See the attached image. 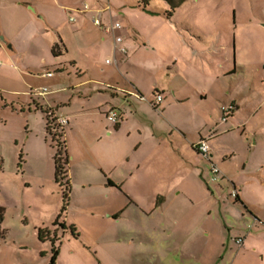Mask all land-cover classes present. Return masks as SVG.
Wrapping results in <instances>:
<instances>
[{
  "label": "rangeland",
  "instance_id": "rangeland-1",
  "mask_svg": "<svg viewBox=\"0 0 264 264\" xmlns=\"http://www.w3.org/2000/svg\"><path fill=\"white\" fill-rule=\"evenodd\" d=\"M100 1L104 6H111L110 13L114 15L111 21L120 22L122 26L124 21L117 14L118 10L124 9L130 14L136 12L132 17L139 12L134 5L136 0ZM1 2L2 14L14 13L16 22L27 20L25 13L15 5L16 0ZM165 3L170 9L164 0H151L150 13H162ZM37 5L39 9L58 17V9L52 0H39ZM110 13L106 11L103 18ZM69 16L74 14L69 13ZM262 16L264 0H189L177 10L176 21L189 22L207 41H219L221 45H226L219 50L214 48L210 60L216 66L219 63L227 65L228 62L233 65L236 59L245 67L231 85L233 88L238 84L245 95L241 105L244 107L242 115L246 127L239 128L235 120L230 121L227 126L218 127L220 136L209 142H215L212 144L214 157L211 161L222 174L216 181H211L210 166L205 158L199 156V164L193 161L196 157L191 154L186 139L182 146L183 163L188 168L183 164L180 170V161L172 159L168 146L161 143L164 155L155 162L157 167L153 164L156 174H125V169L120 166L111 174H95L98 160L106 157L103 151L105 145H97L94 141L101 132L104 118L94 108L82 113V109H86L85 101L77 95L92 84L76 91L73 88L76 76L72 71L68 68L60 73L56 66H52L56 61L50 54L49 44L57 35L43 28L42 20L35 21L30 45L26 41L30 40V35L16 36L13 29L11 37L17 38V47L9 50V55L0 54V69L5 65L30 69L28 74H17L7 67L4 74L0 73V207L4 208L1 227L5 231L0 241V264H48L51 240L40 241L37 236L40 229L49 231L51 239L53 234L55 236L58 249L55 264H215L228 245L226 256H230L229 264L238 248L234 244L237 230L251 233L253 226L258 225L253 224V216L240 204H234L229 177L244 183L241 188L244 199L257 209L264 222ZM69 26L68 22L64 24L61 33L72 51L58 60L61 63L72 55L82 60L78 55L81 38L94 27L91 24L75 36L70 33ZM87 36L91 41L90 35ZM191 38L201 50L208 51V44ZM235 39L240 42L237 41V48L232 46ZM80 66L85 77H89L92 69L86 61H80ZM46 71L54 77L42 78L41 73ZM29 74L33 77L32 91L40 87L52 90L55 83L64 88L51 95L35 96L41 109L47 110L55 102L72 99L70 107L62 106L57 110L59 117L72 115L74 125L72 130L63 127L69 159L70 188L67 192L55 182V150L45 132V115L42 110L36 109L30 95L25 93L29 91L25 85ZM221 81L224 85L230 82L227 79ZM97 99L93 97L91 103L96 104ZM218 101L219 97L209 95L196 107L193 104V117L182 124L186 138L192 133L207 134L212 124H206L204 128L203 123L209 120V116L220 125L231 119L229 115L225 122L221 121V107L230 103ZM56 129L57 132L61 130ZM56 140L55 137L53 145ZM58 140L61 142L63 138ZM116 142L120 149L125 146L120 139ZM192 164H197L203 174L191 172ZM224 174H227L226 177ZM108 180L113 187L107 185ZM209 189L214 195H210ZM177 191L181 193L176 195ZM55 223H63L65 229ZM258 226L264 231V225ZM69 227L75 228L77 237L72 235ZM252 256L245 257L244 263L264 264L254 254ZM241 257L240 253L237 258Z\"/></svg>",
  "mask_w": 264,
  "mask_h": 264
},
{
  "label": "crops",
  "instance_id": "crops-1",
  "mask_svg": "<svg viewBox=\"0 0 264 264\" xmlns=\"http://www.w3.org/2000/svg\"><path fill=\"white\" fill-rule=\"evenodd\" d=\"M1 1L0 10L3 7ZM38 1L16 0L15 5L25 13L27 18L24 22H16L14 13L9 15L0 12V35H3L0 37V54L9 55L7 52L13 51L17 47V38L11 37L13 29H15L16 36H22L24 33L30 35V40H26L30 45L33 41L32 36L34 35L36 20H42L43 28L56 33L57 38L54 37L49 44L50 54L54 44H59L60 49L63 48V50L59 57H53L51 54L54 58L53 61H56L52 66H56L55 69H58L60 73L67 71L68 68L72 71L73 75L76 76L73 85L76 91H80V87L84 85L92 84L87 90L77 92L78 98L85 101L86 109H82L84 110L82 113H87L91 108H94L99 113L98 115L104 118L100 125L101 132L94 141L97 145H105L103 151L106 157L98 160L100 162L96 165L97 172L95 174H111L119 166L125 169V174H156L153 164L155 165V162H158V159L164 155V150L160 148L161 143L168 146V152L172 159L180 161L179 168L181 170L185 164L183 163L185 159L182 148L185 139L190 146L191 154L196 157L193 161L199 164V156L201 155L194 150L193 146L201 138L207 137L208 142L218 138L220 136V133H217L218 127L227 126L230 121L234 120L239 128L244 129L246 127V121L243 119L244 114L242 115L244 107L241 105L245 95L237 86L238 84H235L233 88L231 85L245 67L236 59L233 65L228 62L227 65L219 63L216 66L215 62L210 60L214 48L219 50L226 45H221L219 41H207L202 37L201 32L197 31L189 22L176 21L177 10L181 5L172 12L169 18L166 17V13L170 11L166 3V8L162 13H150L149 4L151 0L145 1V5L142 0H136L134 5L139 12L135 17L132 15H135L136 12L130 14L124 9L118 10L117 14L122 16L124 21L123 26L118 22L121 29L116 32L122 37V46L126 48V52L122 54L118 51L119 45L114 42L113 36L105 34L100 27H95L92 24L93 18H101L102 24L113 21L114 15L110 13L111 6H104L100 0H52L55 8L58 9V17L56 18L55 15L39 9ZM186 2L189 0H185L183 4ZM84 4L88 6L85 11L83 10ZM82 10L83 12H81ZM106 11H109L110 14L108 17L104 15L103 18ZM69 13H73L74 16L68 17ZM59 17L61 18L60 21H58ZM71 18L73 21H70ZM260 20L264 22V16ZM67 22L70 23V33L75 36L91 24L94 27L90 30L91 33L87 34L90 35L91 41L87 35L81 38L78 55L82 60H78L76 55H72L66 62L61 63L58 60L72 51L70 44L68 45L61 33V27L64 24L67 25ZM9 24H11V28ZM259 27L261 28L262 25ZM261 29V34L264 37V30ZM85 31L87 33V30ZM191 37L197 38L205 45L208 44V51L201 50ZM237 41L236 39L232 41V46L235 48H237L238 43L240 44ZM210 43L212 46H209ZM230 44L231 40L228 46ZM80 61H86L92 69L89 77H85L84 69H80ZM262 64L264 67V61ZM67 65L68 67H66ZM7 67L14 69L13 71L17 74L18 72L28 74L30 69L25 67L21 70L16 66L5 65L0 69V73L4 74ZM47 73L50 71L41 73L40 76L50 79L54 77L52 73V76L48 77ZM28 77L25 85L29 91L25 93L30 95L33 105L41 108L35 99V95L30 94L33 77L30 74ZM221 79H227L230 82L224 85ZM41 88L46 87L39 89ZM62 89L64 88L55 83L52 90H47L51 95ZM157 94L162 96L163 101L158 106L152 107L150 102L155 100ZM139 95L144 97L147 102L140 101L137 97ZM209 95L219 97V101L234 104L236 110L230 114L229 118L231 119L222 125L214 123L211 119L212 116H209V120H205L203 123L204 128L207 126L206 124H212L207 134H200L198 131L199 133L196 135L192 133L186 138L182 129L184 120L189 122L193 117V104L196 107L201 101H206ZM93 97H98L96 104L91 103ZM71 101L70 98L62 103L55 102L52 106L50 105V109H47L53 112L57 119L66 120L65 126L68 130L74 128L72 115L59 117L57 110L62 106L70 107ZM109 110H115L118 113L119 118L116 124H111L106 119ZM196 119H198L197 116ZM210 120L212 121L210 122ZM119 139L125 145L122 149L116 142ZM214 143H209L212 158L214 157L212 147ZM82 148H84V143H82ZM189 161L185 162L193 163ZM197 164L190 166L191 172L203 174ZM185 165L188 168V165ZM226 175L224 174L225 177ZM249 176H255V174H249ZM229 180L243 204L241 205L242 208L250 216H253V224L264 225L263 218L260 217L261 214L242 195L241 188L244 183L235 182L230 177ZM208 191L210 192V189ZM180 193L177 191L176 195ZM212 194L214 195V192H210V195ZM234 204L236 203L234 202ZM240 217L243 218L244 215L240 213ZM258 225L253 226L251 233L245 234L237 230L241 233L237 232L234 238H243V245L237 248V252L229 264H245L243 260L245 257H250V254L251 256L254 254L260 263L264 262V231ZM228 251L229 245L215 264H227L230 259V256H226ZM240 253L242 257L238 259L237 256Z\"/></svg>",
  "mask_w": 264,
  "mask_h": 264
},
{
  "label": "trees",
  "instance_id": "trees-1",
  "mask_svg": "<svg viewBox=\"0 0 264 264\" xmlns=\"http://www.w3.org/2000/svg\"><path fill=\"white\" fill-rule=\"evenodd\" d=\"M144 2L145 5V1L147 0H142ZM166 1L169 5H170V11L166 13V17L169 18L172 14V12L178 7L180 6L185 0H164ZM62 49H60L59 44H54L51 47V54L53 57H59L62 55ZM36 109H38L37 106H35ZM236 110V106L234 107ZM40 110L43 111L44 115H45V132L47 134V136L50 139L51 145L53 146L55 152H54V156H53V161H54V178H55V182L57 184H59L61 187L63 186L65 188V191H69L70 188V183H69V178H68V163H69V159H68V155H67V151H66V145H65V141H64V134L65 131L63 129V127H61L60 125L57 124V118L55 117L54 113L51 112L50 110H43L41 108H39ZM56 128H60L61 130H59V132H57ZM56 130V131H55ZM57 138L55 145L52 144L53 139ZM63 138V141L59 142L58 138ZM107 185L108 186H114L113 183L111 181H107ZM65 197L67 198V194H64ZM234 202L238 203L240 205H243L242 202L239 200L238 196H236L234 198ZM64 211V210H63ZM116 217V216H115ZM114 217V218H115ZM4 220V208L0 207V241L4 238V234L5 231L2 229L1 225L3 223ZM58 223H55V225H57ZM59 227L65 229V225L63 223L58 224ZM71 233L73 236L77 237L76 232H75V228L74 227H69ZM37 236L38 239L40 241H45V240H51V256L49 259V263L48 264H55L56 259H57V255H58V249L55 246V236L53 234V239H51V234L49 231H47L46 229H40L37 232Z\"/></svg>",
  "mask_w": 264,
  "mask_h": 264
},
{
  "label": "built area",
  "instance_id": "built-area-1",
  "mask_svg": "<svg viewBox=\"0 0 264 264\" xmlns=\"http://www.w3.org/2000/svg\"><path fill=\"white\" fill-rule=\"evenodd\" d=\"M88 6L84 4L83 10H87ZM83 10L81 12H83ZM70 21H73L71 18ZM92 24L96 27H100L102 31L105 34L113 36L114 42L119 45L118 51L122 54L126 52V48L122 46L123 39L119 35L116 34L121 29V25L118 22H108L106 24H102V22L98 18H93L92 19ZM48 77H51V73L46 74ZM48 93V90L46 88H41L38 90L31 91L30 94L35 95V96H44L45 94ZM140 101H145L147 100L142 97V96H137ZM163 101L161 95H156L155 100L153 102H150V105L152 107L158 106L161 102ZM235 105L234 104H229L221 107L222 111V122H225L228 116L235 111ZM118 113L115 110H109L108 113L106 114V119L111 123V124H116L118 122ZM57 124L60 125L61 127H64L67 122L64 119H57ZM194 150L199 153L205 160L209 163L210 166V173H211V181H216L217 177L221 176V172L219 169L212 163L211 159V151H210V145L208 142V138H201L194 146ZM231 196L235 198L237 196V192L233 189ZM235 244L237 245L238 248H240L243 245V238H238L235 240Z\"/></svg>",
  "mask_w": 264,
  "mask_h": 264
}]
</instances>
